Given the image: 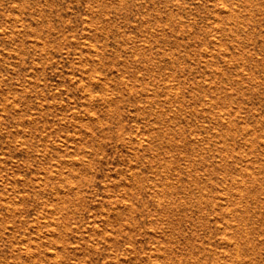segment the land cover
<instances>
[{
  "label": "rangeland",
  "instance_id": "1",
  "mask_svg": "<svg viewBox=\"0 0 264 264\" xmlns=\"http://www.w3.org/2000/svg\"><path fill=\"white\" fill-rule=\"evenodd\" d=\"M0 264H264V0H0Z\"/></svg>",
  "mask_w": 264,
  "mask_h": 264
}]
</instances>
